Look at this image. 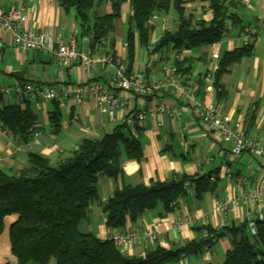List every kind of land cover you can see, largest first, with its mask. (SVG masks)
Masks as SVG:
<instances>
[{"label": "crops", "instance_id": "1", "mask_svg": "<svg viewBox=\"0 0 264 264\" xmlns=\"http://www.w3.org/2000/svg\"><path fill=\"white\" fill-rule=\"evenodd\" d=\"M13 2L14 0H0V7L5 8ZM100 2V6L95 10L101 13L108 11L109 2L106 0ZM183 7L195 21L211 19L207 2L203 0H188L183 3ZM129 9L130 0H126L120 6V15L114 21V28L110 33V37L114 39V53L124 57L126 48L123 47V35L130 14ZM229 12L239 16L242 30H239V25H229L228 32L219 41L184 49L179 53L170 51L165 60H161L157 54L148 57L145 50L136 46L131 71H143L149 78L158 74L163 66H173L175 59L181 61L190 58L193 60L192 72L181 76L180 79L191 78L210 69L214 63L210 59V53L217 52L220 56L223 51L233 50L253 40L251 53L233 64L220 78L226 91L225 97L216 101L214 86L209 89L207 82L203 81L195 91V98L201 103L216 104L220 115L227 118L231 124L238 123L248 137L264 140V0H248L247 5L236 0L229 6ZM154 21L155 28L151 33V43L159 38L163 29H171L175 25V12L170 9L166 14L155 16ZM28 23L37 31L53 30L62 39L74 37L78 47L90 54H106L101 49L92 51L88 47L89 38L80 34L74 11L60 8L58 0H36L30 6ZM153 63L156 65L152 67ZM113 70V68L99 67L94 72L86 73L78 61L70 69H62L51 53L20 50L10 43L6 33L0 31V90L20 81L51 85L58 90L68 89L79 83L106 84ZM117 93L124 102L123 107L130 111L138 112L161 102L164 105L174 106L181 111V114L173 119L156 114L154 117H147L142 123L135 124L136 128L133 127L134 125H128L133 136L141 137V158L134 160L122 153L121 175L115 179L106 176L98 178L99 202L104 201L115 188H120L124 184L147 185L151 181H164L182 174L200 175L213 169H217V176H213L212 180L215 182V187L200 198L194 196L192 188L186 189L188 191L183 197L175 200L171 210L165 211L162 205H157L144 211L134 222L127 221L119 229L106 227L100 204L96 201L89 206L87 214L80 221L83 231L92 232L99 239L108 238L110 233L116 230L155 231L156 240H147L128 248L127 255L138 256L144 255L156 246L172 250L182 247L188 241L200 238L202 235V231H198L200 226L219 228L244 221L247 205H240L224 213H216L213 211V201L217 197L231 196V193L235 192L236 187L232 184H229L231 191L224 190L228 184L226 173L240 175L254 173L257 171L256 159L249 152L238 156L232 155L230 143L224 142L218 133L208 131L190 112L189 107L181 105L171 87L162 88L160 92L146 97L144 101L138 96L126 95L119 91ZM4 97L5 102L20 103L22 108L29 101L37 115L33 129L35 127L37 129L34 131L41 133L35 137L32 135L30 141L24 144L16 141L9 132L0 129V167L5 169H19L25 165L26 153L29 150L47 156L52 162H57L77 148L83 137H99L114 126L123 123L120 110L109 115L100 111L91 97H87L80 105L69 97L65 100L64 106H58L61 112L60 126L54 131L48 121L51 102L38 101L33 97L20 101L15 95ZM158 120L161 122L159 127L156 125ZM209 157L212 161H208ZM214 177H218L217 180H214ZM194 214L205 215V221L188 223V217ZM7 218L9 224L4 221L2 232L5 240H2L3 237L0 238V264H17L11 254L8 240V227L14 216ZM229 246L228 237L223 236L202 253L181 254L176 260L165 264H217L223 260Z\"/></svg>", "mask_w": 264, "mask_h": 264}, {"label": "trees", "instance_id": "2", "mask_svg": "<svg viewBox=\"0 0 264 264\" xmlns=\"http://www.w3.org/2000/svg\"><path fill=\"white\" fill-rule=\"evenodd\" d=\"M100 1L58 0L60 8L74 11L80 34L89 38L88 47L92 51L101 49L104 53H114V39L110 33L120 15V6L126 0H106L109 10L102 13L95 10L100 6ZM186 1L130 0L132 14L127 18L123 35L126 43L124 67L127 72L132 69L136 46L145 50L148 57L157 54L161 60H165L170 51L179 53L184 49L212 44L228 32L229 25H241L239 16L229 12V6L236 0H203L211 13L209 21L193 20L183 7ZM170 9L176 15L175 25L171 29H163L159 38L151 43V33L155 28L153 16L166 14ZM242 29L240 26L239 30ZM253 44L252 40L220 53L213 77L216 101L226 94L221 76L243 56L250 54ZM192 63L190 58L181 61L175 59L173 67L180 76L189 75L193 69ZM155 65L153 63L152 67ZM202 82L199 81V86ZM4 96L0 92V129L9 132L16 141L27 144L36 132L34 130L37 128L33 129V125L37 115L29 101L22 108L20 103L5 102ZM48 102H51L49 125L57 131L61 117L58 102ZM130 129L127 124L120 123L99 137H83L77 148L57 162L29 150L26 163L21 168L0 167V234L4 228V218L14 216L8 227V239L16 263L165 264L176 260L181 254L202 253L216 240L227 236L230 246L223 260L217 264H264V218L257 221L256 235L252 239L245 220L219 228L205 225L198 227V231L205 230L206 235L202 234L182 247L172 250L156 246L138 256L121 252L110 235L106 239H99L92 232L80 229V221L87 214L89 206L99 199L98 178L106 176L115 179L121 175L122 153L127 158L140 160L141 137L133 136ZM216 173L217 169H213L200 175L182 174L164 181H151L147 185L124 184L115 188L104 201H98L105 225L109 229L122 228L127 221L134 222L144 211L157 205L169 211L170 203L188 191L186 187L192 188L194 196L200 198L214 190L215 182L211 178L217 176Z\"/></svg>", "mask_w": 264, "mask_h": 264}, {"label": "built area", "instance_id": "3", "mask_svg": "<svg viewBox=\"0 0 264 264\" xmlns=\"http://www.w3.org/2000/svg\"><path fill=\"white\" fill-rule=\"evenodd\" d=\"M239 1L244 5L248 4V0ZM35 2L36 0H14L7 7H0V31L7 34L14 47L24 51H47L53 55L62 69L68 70L78 61L86 73L94 72L102 66L113 68V73L106 84L79 83L68 89L58 90L51 85L18 82L2 88L0 92L5 96L16 95L20 100L31 97L39 98L43 102L56 100L60 107L65 105V100L69 97L73 98L77 105H80L87 97H91L100 111L112 115L114 111L120 110L122 122L132 126L156 114L166 115L173 119L179 116L181 111L161 102L138 112L130 111L123 107L124 102L117 92L138 96L144 101L146 97L153 96L162 88L171 87L181 105L189 107L190 112L208 131L218 133L224 142L230 143L232 155L238 156L249 152L256 159L257 171L254 173L244 175L226 173L228 184L224 190L231 191L229 184H232L236 187L235 192H232L231 196L217 197L213 201V211L216 213H224L240 205H247L245 222L248 235L252 239L256 235L257 221L264 218V140L248 137L238 123L231 124L227 118L220 115L216 104L201 103L195 98V91L200 80L207 82L209 89L213 88V77L218 65L219 54L210 53V59L214 61L210 69L191 78L180 79L181 76L175 72L173 66H163L158 74L147 78L143 71L127 72L124 67V56L116 53L92 55L80 49L74 37L62 39L53 30L37 31L32 28L28 23V14L30 6ZM129 13L132 14L131 8ZM123 47H126L125 42ZM156 125L158 127L161 125L160 120ZM38 135L40 132H34V136ZM208 161H212V158L209 157ZM174 205L175 201H172L170 206L174 207ZM205 218V215L194 214L190 215L187 221L190 224L203 223ZM202 234L206 235V231L203 230ZM110 237L113 244L126 254L129 247L147 240H156L157 233L153 230L126 229L113 231Z\"/></svg>", "mask_w": 264, "mask_h": 264}, {"label": "rangeland", "instance_id": "4", "mask_svg": "<svg viewBox=\"0 0 264 264\" xmlns=\"http://www.w3.org/2000/svg\"><path fill=\"white\" fill-rule=\"evenodd\" d=\"M5 100H6V98L4 97V101H5ZM227 145H229V144H227ZM206 168H207V167H206ZM231 169L233 170L234 168H231ZM183 195H184V194H183ZM183 195H181V196L183 197ZM181 196H180V197H181ZM7 217H8V216H6V217L4 218V221H5V223H8V224H9V221L7 220V219H8ZM3 229H4V228H3ZM80 229H81V226H80ZM3 231H4V230H3ZM3 231H2V232H3ZM1 237H3V239H2ZM0 238H1L3 241L5 240V238H4V236H3V233L0 234ZM8 240H9V239H8ZM6 248H7V246L5 245V246H4V249L6 250ZM4 249H3V250H4Z\"/></svg>", "mask_w": 264, "mask_h": 264}]
</instances>
